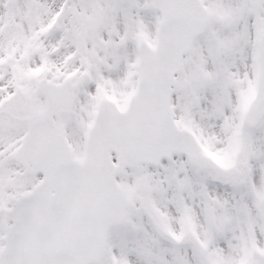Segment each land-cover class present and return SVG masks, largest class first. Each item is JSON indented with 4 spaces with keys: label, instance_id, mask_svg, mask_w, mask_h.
<instances>
[{
    "label": "snow or ice",
    "instance_id": "snow-or-ice-1",
    "mask_svg": "<svg viewBox=\"0 0 264 264\" xmlns=\"http://www.w3.org/2000/svg\"><path fill=\"white\" fill-rule=\"evenodd\" d=\"M0 264H264V0H0Z\"/></svg>",
    "mask_w": 264,
    "mask_h": 264
}]
</instances>
